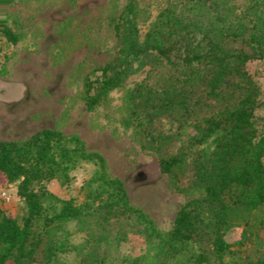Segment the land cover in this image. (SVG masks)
I'll use <instances>...</instances> for the list:
<instances>
[{
    "label": "trees",
    "instance_id": "1",
    "mask_svg": "<svg viewBox=\"0 0 264 264\" xmlns=\"http://www.w3.org/2000/svg\"><path fill=\"white\" fill-rule=\"evenodd\" d=\"M136 5L127 0L113 22L115 56L85 79V109L149 66L152 79L138 83L127 98L142 147L159 155L161 172L181 192L203 195L179 207L164 234L130 203L123 181L107 173L104 157L77 136L44 128L23 140H0V174L18 181L17 195L27 208L19 223L0 206V264H137L139 257L119 261L112 254L130 235L153 246L159 264H264V95L246 68L264 59V0H188L164 9L143 35ZM0 34L18 40L1 16ZM160 119L175 131L159 129ZM187 127L195 133L168 153ZM208 140L210 149L198 148ZM81 161L97 165L84 182V200H60L46 214L43 183H65ZM237 225L242 232L234 244L253 242L256 257L225 259L234 253L225 233Z\"/></svg>",
    "mask_w": 264,
    "mask_h": 264
},
{
    "label": "rangeland",
    "instance_id": "2",
    "mask_svg": "<svg viewBox=\"0 0 264 264\" xmlns=\"http://www.w3.org/2000/svg\"><path fill=\"white\" fill-rule=\"evenodd\" d=\"M186 1L136 0L140 33L145 34L164 9L185 6ZM0 3L1 18L18 35V40L11 43L0 34V140H23L44 128L60 131L67 137L77 136L88 151L104 157L111 177L123 181L130 203L147 213L159 231L168 232L179 207L203 192H181L172 176L161 172L159 155L142 147L127 98L138 83L152 79L154 70L143 67L122 86L110 91L102 103L92 110L85 109V79L97 76V68L115 56L118 45L113 22L127 0H0ZM246 68L263 96L264 59L249 61ZM262 113V107L258 108L256 114ZM156 126L166 132L175 131V125L165 119H160ZM194 133L192 127L182 130L166 147L168 153H176ZM198 148L210 149V140ZM96 168L92 161H81L69 170L65 183L59 178L44 182L47 192L44 212L49 215L57 210L60 200L82 202L84 182ZM17 184L18 181L7 182L0 174L3 214L21 223L27 208L17 195ZM241 232L242 226L237 225L225 233L224 238L234 251L226 260L256 257L253 242L234 244ZM81 236L76 234L74 240L80 241ZM198 249L194 245L191 251ZM112 254L119 261L139 257L137 264L161 261L153 246L139 235H130Z\"/></svg>",
    "mask_w": 264,
    "mask_h": 264
}]
</instances>
